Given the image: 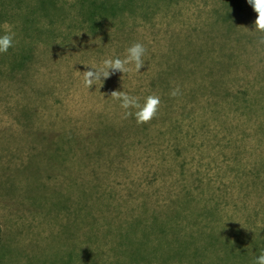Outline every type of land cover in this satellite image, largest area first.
Listing matches in <instances>:
<instances>
[{
    "label": "rangeland",
    "instance_id": "1",
    "mask_svg": "<svg viewBox=\"0 0 264 264\" xmlns=\"http://www.w3.org/2000/svg\"><path fill=\"white\" fill-rule=\"evenodd\" d=\"M79 1L0 6V35L15 33L0 90L27 91L0 110V264H177L168 255L181 249L223 264L264 251V33L247 0H138L98 15L97 31ZM137 42L140 72L84 86L83 64ZM116 90L141 104L159 95L157 116L125 119ZM31 94L53 104L32 107ZM34 113L46 124L31 132Z\"/></svg>",
    "mask_w": 264,
    "mask_h": 264
},
{
    "label": "clouds",
    "instance_id": "2",
    "mask_svg": "<svg viewBox=\"0 0 264 264\" xmlns=\"http://www.w3.org/2000/svg\"><path fill=\"white\" fill-rule=\"evenodd\" d=\"M247 3L252 7L257 14L254 21L255 31L264 33V0H247ZM15 33L10 27L5 25V34L0 35V53H7L10 48L14 46ZM261 44H264V37L260 40ZM57 44H59L57 42ZM147 52L146 47L142 43H134L131 47L126 49V56L121 58H105L101 64H83L91 70H85L83 72V84L86 88L91 89L94 85L100 84L108 79L111 75L119 72L130 74L133 68L130 65H134L135 72H140L141 68L145 65L144 56ZM170 96L177 97L181 95L179 86L174 87L170 91ZM110 96L120 102V107L125 110L124 118L135 116L136 123L143 125L150 123L158 114L161 106V97L156 94L149 95L145 98L143 104L139 102V98L129 95L124 91H112ZM130 109H135L133 113ZM254 264H264V251L256 257Z\"/></svg>",
    "mask_w": 264,
    "mask_h": 264
},
{
    "label": "trees",
    "instance_id": "3",
    "mask_svg": "<svg viewBox=\"0 0 264 264\" xmlns=\"http://www.w3.org/2000/svg\"><path fill=\"white\" fill-rule=\"evenodd\" d=\"M4 1L6 0H0V6L5 7ZM13 1L14 2L18 1V3H22V4L25 3V0H10L11 3H13ZM58 1L59 0H37V4L35 6L34 12L37 10V8H40L45 12H51L53 10H56L58 8ZM79 3L81 7L84 9V11H86L85 13L86 23L84 24H87L91 31H97V28L99 27V23L96 20L98 15L111 14V16H116L117 13L120 14L124 10L125 11L129 10L132 12V10H134V8L137 6L138 0H81L79 1ZM236 8H237V13L243 10V6H241V4L237 5ZM25 22L29 23L28 17L25 19ZM227 36L229 35L226 34L224 35L225 38H227ZM198 49L199 50H194L195 55L202 56L203 54H206V51L204 50L206 48L201 47ZM233 66H234L233 64H228L229 69H231ZM216 71H214V73ZM1 236H2V229L0 227V247H1ZM259 254L257 255H237L235 253H231V255L227 254L228 256L223 264H254V261ZM152 255L156 256V254H152ZM192 255L193 254H189L188 252H183L181 249L177 253H175V256H173V254H169L168 256L170 257L168 259L171 258L173 260L176 259V261H178L176 262L177 264H191V263L202 264L201 262L202 260H199L200 259L199 254H194L193 256ZM151 258L152 257H145L147 261L151 260ZM239 261L241 262L239 263ZM209 264H221V262L216 259L210 262Z\"/></svg>",
    "mask_w": 264,
    "mask_h": 264
},
{
    "label": "crops",
    "instance_id": "4",
    "mask_svg": "<svg viewBox=\"0 0 264 264\" xmlns=\"http://www.w3.org/2000/svg\"><path fill=\"white\" fill-rule=\"evenodd\" d=\"M25 92H27V91H15L14 92V91H8V90H4V91L0 90V110H3L7 113V108H13V107L18 106V105H25L24 103L20 102L19 98H16V96H18L19 93H22V95H19V96H23L25 94ZM2 93H4V94H2ZM31 96H32V98L29 99L30 102L25 101V103L32 106V107L33 106H36V107L41 106V107L45 108V107L53 104V100L45 98L47 95H40V94L39 95H32L31 94ZM31 120H34V121H31ZM38 121H41V120H38V115L36 113H34L33 118H30V117L28 118V123H30L33 126V127L28 128L29 130H31V132H32V130H36L39 126L40 127L38 129H40L41 126L43 127L46 124L45 122H38ZM33 138H35L37 141L40 139L39 136H34V134H33ZM26 140H27V138L24 137L25 142H26ZM43 142L44 141H42L41 149H42V147L45 148V145L43 144ZM55 147L56 146L53 145V147L50 149V151L52 153V158L50 159L52 161V162L50 161L51 165L53 164L54 158L56 157V150H55L56 148ZM14 151H16V149ZM37 151H38V153L36 154V156H38V158L42 159L40 157V151L41 150L38 149ZM70 151L71 150H69V149L65 150L64 151V157H69ZM44 159H46V158H44Z\"/></svg>",
    "mask_w": 264,
    "mask_h": 264
}]
</instances>
